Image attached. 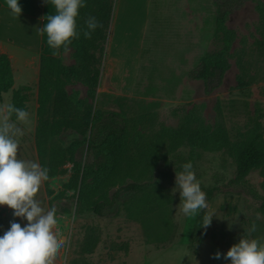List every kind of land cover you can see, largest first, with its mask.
<instances>
[{"label": "rangeland", "instance_id": "1", "mask_svg": "<svg viewBox=\"0 0 264 264\" xmlns=\"http://www.w3.org/2000/svg\"><path fill=\"white\" fill-rule=\"evenodd\" d=\"M103 1L109 18L91 50L99 70L95 96L81 78L63 85L62 117L73 120L72 128L38 140L34 76L17 77L0 94V109L19 95L29 113L27 124L17 122L18 157L48 168L34 198L45 209L55 206L65 238L52 264H229L223 254L242 235L264 238V161L239 178L236 159V149L252 138L264 149V0H248L226 20L235 33L230 68L209 95L188 75L211 47L212 0ZM57 57L67 68L85 64L77 44ZM52 107L50 125L57 121ZM102 109L123 112L127 132L89 151L91 120ZM187 161L208 204L192 217L173 189L175 171ZM128 183L148 185L123 196L107 216L91 210ZM1 208L0 234L14 219L26 222ZM205 213L213 216L207 228L200 227ZM253 222L256 231L248 233Z\"/></svg>", "mask_w": 264, "mask_h": 264}, {"label": "clouds", "instance_id": "2", "mask_svg": "<svg viewBox=\"0 0 264 264\" xmlns=\"http://www.w3.org/2000/svg\"><path fill=\"white\" fill-rule=\"evenodd\" d=\"M45 2L55 11L47 15V22L40 31L46 33L47 43L54 50L66 49L73 38L80 36L81 31L85 38L90 37L100 23L95 15H89L84 21L85 27L78 30L79 9L85 6L86 0ZM6 4L14 15H20L22 9L19 0H6ZM17 122H29L26 109L11 103L6 110L0 109V206L6 205L12 210L13 217L26 221L22 226L14 219L0 234V264H52L57 252L64 247L65 238L56 227L58 218L55 206L45 209L34 198L42 181L48 179V168L18 157L17 137L23 131ZM181 169L175 171L173 189L179 190L183 214L192 217L208 208L206 194L195 176L192 162L183 163ZM212 217L205 213L201 217L200 227L207 228ZM247 231H256L255 222ZM223 255L229 264H264V238L242 235ZM213 256L219 259L221 253L216 252Z\"/></svg>", "mask_w": 264, "mask_h": 264}, {"label": "trees", "instance_id": "3", "mask_svg": "<svg viewBox=\"0 0 264 264\" xmlns=\"http://www.w3.org/2000/svg\"><path fill=\"white\" fill-rule=\"evenodd\" d=\"M212 1L215 7V30L211 47L205 52L197 65L189 71L188 75L190 79L202 80L206 95L211 94L221 86L225 73L230 68L227 55L231 50L235 33L226 26V20L248 0ZM105 9L103 0H86L85 6L79 9L77 17L78 30L85 27L84 21L89 15H95L100 21L90 37L85 38L81 31L80 36L73 38L67 46L78 45V55L85 63L80 69L75 70L61 65L57 56L43 55L41 57L38 81V140H42L49 135L61 134L74 126L73 120L62 117L63 109L68 105L67 95L63 90L65 81L81 78L92 90L91 96H95L99 70L92 68L91 61L95 57L91 50L97 45L96 42L104 38L103 30L107 25L110 8L107 9V15H104ZM13 85L14 76L11 62L6 55L0 53V94L9 91ZM24 102L23 97L17 95L12 104L25 109ZM51 104L53 106L52 113L57 117V121L53 125H50L48 121ZM12 119H14V116ZM127 122V117L121 111L97 110L91 120L87 149L90 151L99 148L110 139H122L127 132ZM236 159L238 177L245 178L253 168L264 161V149L258 146L255 138H252L243 147L236 149ZM147 185V183L123 185L114 191L110 197L94 202L91 210L97 215L107 216L116 210L123 196L131 197L143 191ZM261 207L264 212V202ZM78 212H83L81 202L78 203ZM1 226L2 208L0 206V228Z\"/></svg>", "mask_w": 264, "mask_h": 264}, {"label": "crops", "instance_id": "4", "mask_svg": "<svg viewBox=\"0 0 264 264\" xmlns=\"http://www.w3.org/2000/svg\"><path fill=\"white\" fill-rule=\"evenodd\" d=\"M19 4L22 11L17 16L6 0H0V53L11 62L14 83L17 77L27 80L23 76H34L30 83H38L41 57L57 56L58 50L48 45L46 33L40 31L55 9L45 0H19Z\"/></svg>", "mask_w": 264, "mask_h": 264}]
</instances>
